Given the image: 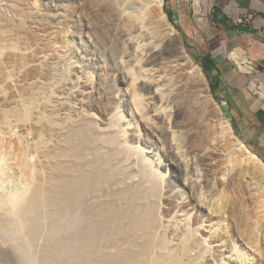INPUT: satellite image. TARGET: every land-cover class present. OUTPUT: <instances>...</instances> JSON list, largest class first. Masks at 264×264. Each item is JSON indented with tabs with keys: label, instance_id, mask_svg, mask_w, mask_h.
Masks as SVG:
<instances>
[{
	"label": "bare ground",
	"instance_id": "bare-ground-1",
	"mask_svg": "<svg viewBox=\"0 0 264 264\" xmlns=\"http://www.w3.org/2000/svg\"><path fill=\"white\" fill-rule=\"evenodd\" d=\"M31 1L37 0L0 4V233L7 238L0 240V254L8 253L21 264H192L195 261L188 258L196 253L187 243L195 227L204 249L209 241L219 249L229 247L236 264H247V257L235 245L227 246L225 233L218 230L223 223V199L203 196L205 186L190 176L191 164L184 157L162 161L146 140L132 132L136 120L144 119L134 105L142 101L140 92L147 87L151 93L143 99L150 116L145 130L163 137L162 123L172 134L171 125L178 121L171 122L179 111L164 107L165 77L155 79L150 75L151 65L163 54L162 48L164 53L177 48L183 73L192 76L204 96L213 102L201 69L181 46L179 33L165 29V35L159 36L161 47L139 42L134 46V38L128 40L134 53L144 50L141 53L148 59L144 67L136 63L139 74L124 63L118 77L120 99L127 103L129 113L127 116L125 110L120 111L128 117L126 126L113 127L115 123L110 129H100L89 116L78 120L60 118L61 103L49 86L33 80L25 82L30 87H20L24 78L32 79V65H36H30L31 46L24 47L29 35L26 29L38 23L39 17L32 12ZM50 1L49 10L61 0ZM139 1L150 12H161L164 7V0ZM3 6L7 11L2 10ZM159 17L165 22V15ZM136 20L139 24L142 21L140 17ZM145 24L143 20L139 29ZM137 34L143 39L142 31ZM80 96L77 104L89 111L105 108L102 101L87 105L86 95ZM149 100L153 103H147ZM156 102L160 107H154ZM217 109L213 112L219 115ZM215 127L223 141L232 143L229 162L234 174L225 183L226 189L237 191L244 177L260 180L264 163L235 137L229 123L217 122ZM124 136L131 137L138 146L142 161L124 153L120 146ZM170 150L173 153V148ZM163 168L166 176L162 175ZM182 186L185 196L176 207L182 217L178 220L177 215L169 214L168 192ZM262 202L257 214L264 219ZM184 219L189 227L183 224ZM249 247L257 249L255 243Z\"/></svg>",
	"mask_w": 264,
	"mask_h": 264
},
{
	"label": "rangeland",
	"instance_id": "rangeland-1",
	"mask_svg": "<svg viewBox=\"0 0 264 264\" xmlns=\"http://www.w3.org/2000/svg\"><path fill=\"white\" fill-rule=\"evenodd\" d=\"M168 1V7L172 10L177 25L171 22L168 15L166 16V0H164L163 10L157 13L150 12L151 9L148 10L149 8L141 4L139 0H61L50 10L49 5L52 3L50 0L31 1L32 12L39 17L38 23L31 24L30 30L26 29L29 35L24 47L26 44L28 47L31 46L30 51L34 61L32 60L30 65H36H32L35 67V70L31 71L32 79L24 78L20 87H30L25 82L36 80L39 84H45L53 89V95L57 96L61 103L60 118L78 120L89 116L97 128L110 129L115 123L113 127L123 128L126 126L128 117L122 116L120 111L125 110L124 114L127 116L129 113L125 106L127 103L120 99L122 95L119 92L121 89L118 82L119 74L124 63L127 64V68L139 74L136 63L144 67L143 64H146L148 59L147 54L144 57L141 53L144 50L134 53L128 40L134 38L132 40L134 46H138L139 42V45L158 44L161 47L159 36L165 35V29L176 30L182 37L181 46L201 69L213 102L204 96L205 92L201 86L196 85L192 76L183 73L176 54L177 48H174L171 53H164L162 48L163 54L151 65L153 72L150 75L155 79H159L160 76L165 77L164 107L168 106L173 112L179 111L178 117H172L171 122L174 123L177 118L178 121L171 125L172 134L168 133L167 124L162 123L163 137H156L155 134L145 130L144 125L150 116L143 99L151 93L150 87H147L142 92L138 91L143 97L141 96L142 101L136 103L134 107L136 110H141L144 119L142 122L136 120L133 135L146 140L162 161L173 158L180 160L184 157L187 163L191 164L190 176L200 180L205 186L203 196L209 200L223 199L221 209L223 223L218 230L225 233L223 239L225 244L235 245L236 249L247 257V264H264V219L261 218V214H257L260 200L261 202L263 200L264 209V176L261 175L260 180L256 178L252 181H249V178H241L239 182L241 186L237 191L232 192L226 189L225 183L231 180L234 174L230 172L229 162L233 155L232 143L223 141L222 135H219L215 127L217 122L229 123L235 137L264 163V160L254 151L252 144L237 128L236 112L231 108V104H227L224 94L221 91L217 94V91L214 93L212 90L213 81L218 77L215 75L220 74L219 69L224 73V81L230 79V76L225 74V66H229L226 64L228 62L226 59L230 53L237 50L235 44L228 42V51H222L219 43L209 38L211 30L217 31L218 38L222 35L223 30L220 26L213 25L208 20L211 10L215 6L220 7L222 2L210 0L208 3L207 1L203 3L202 1L201 7L198 8L199 3L196 0ZM6 2L8 0H2L0 4ZM230 3L231 0H228L229 7ZM224 4L226 6V1ZM200 8L201 11L198 13ZM121 9L124 11L122 12ZM2 10L7 11V7L3 6ZM159 15H165V22ZM137 17L146 21L143 29H139L142 21L139 24ZM233 26L235 27L234 24ZM156 29L159 33H156ZM236 30L233 29V32ZM139 31H142L143 39L136 37ZM145 38L148 40H144ZM34 40L36 42L32 45ZM209 53L211 56L215 55L218 71H206L202 67L200 59ZM242 54L247 62L243 67L248 74L246 76L250 77L248 81L250 90L256 97L264 100V81L261 78V75L264 76L263 71L257 63L250 60L244 53ZM235 69L238 70L235 65L228 69L232 70L233 76L236 74ZM81 94L86 95L84 102L87 105L102 101L105 108L89 111L87 107H82L77 104ZM220 98L225 104L220 101ZM168 100L172 102L169 103ZM149 102L152 101H147ZM155 106L160 107V104L156 102ZM154 107L151 110H154ZM215 108H218L219 115L213 112ZM167 138L173 139V142H169ZM120 146L125 154L131 155L130 157L134 160L142 161V154L131 137L120 138ZM170 148H173V153ZM166 174L167 171L163 168L162 175L166 176ZM182 190H184L183 186L171 188L168 192L169 214L177 215L178 220L182 217L176 212V207L181 202L182 196H185ZM185 221L184 219L183 224L189 227V223ZM193 229V235L187 243L196 253L188 258L195 261L192 264H236L232 260L233 255L229 247L224 250L219 249L215 243L209 241L208 248L204 249L201 235L195 227ZM3 238L7 240L6 236L0 233V240ZM250 243H255L257 249L250 250ZM0 264H21V262L7 253L0 254Z\"/></svg>",
	"mask_w": 264,
	"mask_h": 264
},
{
	"label": "crops",
	"instance_id": "crops-1",
	"mask_svg": "<svg viewBox=\"0 0 264 264\" xmlns=\"http://www.w3.org/2000/svg\"><path fill=\"white\" fill-rule=\"evenodd\" d=\"M196 1L199 3L197 5L199 8L202 1L208 3L210 0ZM220 2H222L221 6H215L208 14V20L213 25L220 26L223 30L222 35L218 38L217 31L211 30L209 38L215 39L214 42L219 43L222 51H228V42L236 45L237 50L230 53L226 60L234 62L238 70L235 69L236 74L233 76L232 70L228 69L234 65L226 62L229 66H225V74L227 73L226 75L230 76V79L224 81V73L218 68L220 74L215 75V77L220 75L217 94L219 91L224 94L227 104H231V108L236 112L237 128L252 144L254 151L264 160V100L256 97L250 90L248 85L250 77L246 76L248 74L243 67L247 62L243 59L244 55L242 54L244 53L250 60L257 63L264 75V0H231L230 7L227 5L228 0H220ZM200 11L201 8L198 13ZM233 29L237 30L233 32ZM234 53L238 54L233 58ZM211 57L217 65L215 55L212 54ZM261 78L264 81V76L261 75ZM220 101L225 104L221 98Z\"/></svg>",
	"mask_w": 264,
	"mask_h": 264
},
{
	"label": "trees",
	"instance_id": "trees-1",
	"mask_svg": "<svg viewBox=\"0 0 264 264\" xmlns=\"http://www.w3.org/2000/svg\"><path fill=\"white\" fill-rule=\"evenodd\" d=\"M169 1L166 0V7H165V11L167 13V15L169 16L171 22L175 25H177V21L175 19V16L172 12V10L170 9V7H168L169 5ZM200 63L202 65V67L206 70V71H218L217 69V65L216 63L213 61L211 55H206L204 57H202L200 59ZM215 82V83H214ZM219 84H220V80H219V76L216 78L215 81H213V85H212V90L215 93L218 88H219ZM229 119L231 120V117L229 116Z\"/></svg>",
	"mask_w": 264,
	"mask_h": 264
},
{
	"label": "water",
	"instance_id": "water-1",
	"mask_svg": "<svg viewBox=\"0 0 264 264\" xmlns=\"http://www.w3.org/2000/svg\"><path fill=\"white\" fill-rule=\"evenodd\" d=\"M166 16H167V14H166ZM227 119V118H226ZM262 161V160H261Z\"/></svg>",
	"mask_w": 264,
	"mask_h": 264
},
{
	"label": "flooded vegetation",
	"instance_id": "flooded-vegetation-1",
	"mask_svg": "<svg viewBox=\"0 0 264 264\" xmlns=\"http://www.w3.org/2000/svg\"><path fill=\"white\" fill-rule=\"evenodd\" d=\"M220 85V84H219Z\"/></svg>",
	"mask_w": 264,
	"mask_h": 264
}]
</instances>
